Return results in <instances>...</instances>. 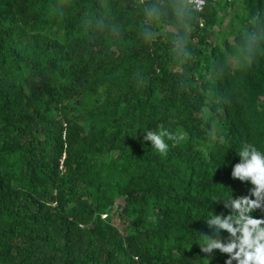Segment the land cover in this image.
<instances>
[{
	"label": "trees",
	"instance_id": "16d2710c",
	"mask_svg": "<svg viewBox=\"0 0 264 264\" xmlns=\"http://www.w3.org/2000/svg\"><path fill=\"white\" fill-rule=\"evenodd\" d=\"M0 264H264V0H0Z\"/></svg>",
	"mask_w": 264,
	"mask_h": 264
},
{
	"label": "built area",
	"instance_id": "2783aa9c",
	"mask_svg": "<svg viewBox=\"0 0 264 264\" xmlns=\"http://www.w3.org/2000/svg\"><path fill=\"white\" fill-rule=\"evenodd\" d=\"M190 2L194 4L195 8L199 11L204 10L207 5V0H190Z\"/></svg>",
	"mask_w": 264,
	"mask_h": 264
},
{
	"label": "rangeland",
	"instance_id": "374dc122",
	"mask_svg": "<svg viewBox=\"0 0 264 264\" xmlns=\"http://www.w3.org/2000/svg\"><path fill=\"white\" fill-rule=\"evenodd\" d=\"M115 219H114V222H115L114 224H116L120 229H122V226L120 224H118V222H117V221H119V219H116V220Z\"/></svg>",
	"mask_w": 264,
	"mask_h": 264
}]
</instances>
